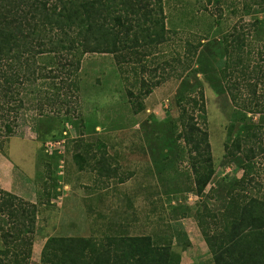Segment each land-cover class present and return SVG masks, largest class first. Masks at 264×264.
Returning <instances> with one entry per match:
<instances>
[{"label": "rangeland", "instance_id": "1", "mask_svg": "<svg viewBox=\"0 0 264 264\" xmlns=\"http://www.w3.org/2000/svg\"><path fill=\"white\" fill-rule=\"evenodd\" d=\"M260 1L163 0L166 41L133 62L89 54L75 73L55 69L59 59L48 55L12 64L19 79L0 95V184H14L12 194L38 206L29 264H40L51 237L107 235H149L170 243L181 264H214L198 215L221 214L231 188L264 198ZM8 64L0 60V75ZM200 91L205 114L190 101ZM184 105L211 145L215 174L202 196L194 167L207 155L199 154L203 143L193 152L179 138L191 123L181 120ZM77 154L88 162L82 170Z\"/></svg>", "mask_w": 264, "mask_h": 264}, {"label": "trees", "instance_id": "2", "mask_svg": "<svg viewBox=\"0 0 264 264\" xmlns=\"http://www.w3.org/2000/svg\"><path fill=\"white\" fill-rule=\"evenodd\" d=\"M257 4L262 6L264 0ZM164 20L163 0H0V60L11 62L0 75V95L7 93L2 88L10 89L18 81L19 75L10 74V68L24 55L32 59L34 55L59 59L54 63L55 69L71 73L78 71L81 59L89 54L113 55L118 63L133 62L140 54L146 58L151 48L166 41ZM28 62L23 65L27 74L24 76L29 80V73L33 72ZM145 68L146 64L142 66ZM190 101L200 113H206L203 91L199 98ZM142 107L139 105V109ZM188 111L185 105L180 108L181 120L189 117L191 123H183L185 131L179 138L193 144V152L201 150V143L204 144L199 154L207 156L194 167L196 194L202 196L215 174L211 145L208 134L192 122L194 118ZM6 132L13 133L12 125H6ZM197 136L201 142H196ZM252 137L256 139L257 135ZM235 146L241 150L239 142ZM225 148L229 151L228 146ZM0 151L3 152L2 145ZM249 152L251 161L254 149ZM75 158L80 169H84L87 160L80 154ZM239 186L245 187L240 183ZM228 198L221 214L207 212L210 220L205 214L198 215L213 263L264 264V198L245 196L235 188L228 191ZM0 216V264H29L38 206L0 189ZM40 264H181V256L170 243L160 245L149 235H107L100 240L51 237L42 249Z\"/></svg>", "mask_w": 264, "mask_h": 264}, {"label": "crops", "instance_id": "3", "mask_svg": "<svg viewBox=\"0 0 264 264\" xmlns=\"http://www.w3.org/2000/svg\"><path fill=\"white\" fill-rule=\"evenodd\" d=\"M10 174L11 175H14V172H12L11 170H10ZM2 179V178H1ZM13 186H14V184H0V188H1V190L3 189L4 191H6V192H9V193H11L12 191H13ZM191 242V241H190Z\"/></svg>", "mask_w": 264, "mask_h": 264}, {"label": "built area", "instance_id": "4", "mask_svg": "<svg viewBox=\"0 0 264 264\" xmlns=\"http://www.w3.org/2000/svg\"><path fill=\"white\" fill-rule=\"evenodd\" d=\"M49 147H51V149H54V146H53V144H50V146Z\"/></svg>", "mask_w": 264, "mask_h": 264}]
</instances>
